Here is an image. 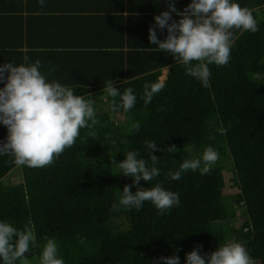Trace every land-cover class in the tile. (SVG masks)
Here are the masks:
<instances>
[{"label":"trees","instance_id":"trees-1","mask_svg":"<svg viewBox=\"0 0 264 264\" xmlns=\"http://www.w3.org/2000/svg\"><path fill=\"white\" fill-rule=\"evenodd\" d=\"M235 2L253 12L259 30H233L236 39L228 64L209 65V86L204 87L186 75L171 53L139 51L155 47L150 42L133 47L132 31L130 49L115 46L101 57L78 58L76 69L71 66L76 58L70 64H59L56 56L46 60L30 43L26 46L25 1L0 0V65L19 66L26 57L33 63L39 59L47 82H59L94 101L98 121L91 129L95 137L88 128L80 129L75 144L53 164L22 166L23 179L17 184L4 182L16 165L11 156L0 155V221L21 229L29 220L35 225L36 243L26 253L29 264L40 260L46 238L55 240L64 264H164L158 258L172 255L186 264V253L197 245H202L201 255L218 249L219 222L237 217L238 207L246 220L226 231L244 246L253 264H264V0ZM156 32L159 39L167 36L166 28L162 32L157 27ZM164 68H168L165 87L146 105L144 85L160 81ZM108 80L121 94L133 89L137 100L132 109L112 111L113 99L119 104L120 97L103 91ZM4 85L0 82V88ZM117 115L124 119L115 121ZM137 122L139 132L132 130ZM220 128L226 133L221 135ZM7 135V127L0 123V143ZM146 141L158 144L154 154L159 157L160 175L151 182L141 180L140 186L160 183L179 194L180 205L163 215L148 201L139 210L114 212L113 204L133 177L116 173L113 159L123 161L133 151L150 167ZM172 145L177 151L169 154L166 149ZM209 146L219 154L209 173L189 170L180 180L168 176L185 159L202 156ZM227 159L233 168L230 186L238 188L231 197L225 192L223 161ZM131 191L135 193L137 187L133 185Z\"/></svg>","mask_w":264,"mask_h":264},{"label":"clouds","instance_id":"clouds-1","mask_svg":"<svg viewBox=\"0 0 264 264\" xmlns=\"http://www.w3.org/2000/svg\"><path fill=\"white\" fill-rule=\"evenodd\" d=\"M168 8L154 17L155 23L149 27V42L153 48H140L146 53L162 51L171 53L176 63L181 64L186 75L199 80L204 87L209 86L211 76L209 65H227L230 59L231 47L236 39L233 30L258 31L257 20L253 12L241 7L235 0H191L182 11L176 7L174 0H167ZM41 7L45 0H39ZM175 13L179 20L174 19ZM162 32L167 29V36L161 40L156 28ZM195 62V63H194ZM42 64L39 59L34 63L25 58V63L19 66L13 63L0 65V82H5L0 88V123L7 127L8 135L5 142L0 143V155H9L16 166L30 168H45L65 151L71 148L80 129L88 128L89 135L98 121L93 107V100L74 94V90L59 82H47L41 73ZM166 79V78H165ZM165 87L163 80L144 85L143 100L147 105L154 95ZM107 94L113 98L119 96L120 103L113 99L112 111L122 107L125 112L135 106L137 97L132 88H127L123 94L114 87L113 80L105 83ZM120 116V115H117ZM117 116H114L115 121ZM90 121V123H89ZM132 130L139 132L140 124L134 123ZM221 135L226 129L217 130ZM211 138V137H210ZM149 150V162L138 159L133 151L126 153L123 161L113 164L126 177H133L132 184H125L118 202L112 206V211L121 208L139 210L144 202H151L163 215L173 206L180 205L179 194L166 190L162 184L144 188L141 180L151 182L160 175L156 167L159 157L154 154L158 144L146 141ZM161 150H165L163 147ZM166 151L171 154L177 151L175 145L168 146ZM219 159V154L212 147H207L202 156L185 159L178 170L169 172L172 180H180L182 174L191 170H199L201 175L211 171ZM115 173V174H116ZM137 191H131L132 186ZM25 188V200H29ZM35 225L31 220L24 227H14L12 224L0 221V261L2 264H29L26 253L30 252L36 243ZM202 245H197L186 253V264H253V260L242 244L236 241L225 243L211 253L201 255ZM58 246L54 239L46 238V243L40 255V264H64L58 258ZM164 264H180L179 255L159 257Z\"/></svg>","mask_w":264,"mask_h":264},{"label":"crops","instance_id":"crops-1","mask_svg":"<svg viewBox=\"0 0 264 264\" xmlns=\"http://www.w3.org/2000/svg\"><path fill=\"white\" fill-rule=\"evenodd\" d=\"M24 1L26 46L30 43L46 60L56 56L59 64H70L76 58L73 69L80 63L78 58L101 57L115 46L130 49V31L135 38L133 47L149 43L154 17L168 8L167 0H45L44 7L39 0ZM174 3L182 11L191 0ZM163 71L167 74L168 68Z\"/></svg>","mask_w":264,"mask_h":264},{"label":"rangeland","instance_id":"rangeland-1","mask_svg":"<svg viewBox=\"0 0 264 264\" xmlns=\"http://www.w3.org/2000/svg\"><path fill=\"white\" fill-rule=\"evenodd\" d=\"M166 72L162 71V75L160 76V80H165L166 78ZM99 105V104H98ZM105 107L100 104L99 105V109L103 110ZM124 117L122 115L117 116L116 120H123ZM223 164L225 165V169H224V176L225 179L228 182V186L225 190L227 197H231L233 194L238 192V188L236 186H230L231 184V178L233 177V168H232V161L230 159L224 160ZM23 179V169L22 166H15L8 174L6 177H4V182L6 184H17L19 182H21ZM238 216L230 219V220H226V221H221L219 222V229H218V233H217V237L218 238L217 242H216V248H219L220 246L224 245L225 243L228 242H232L234 241L233 238V234L230 233L229 230L231 228H239L240 226H242V224L244 223V221L246 220V214L244 213L243 208L238 207V211H237ZM225 229V230H224ZM40 264V260H38V263Z\"/></svg>","mask_w":264,"mask_h":264}]
</instances>
